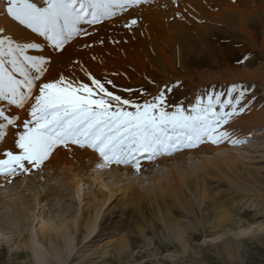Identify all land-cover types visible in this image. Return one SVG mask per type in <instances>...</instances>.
<instances>
[{
    "label": "bare ground",
    "instance_id": "1",
    "mask_svg": "<svg viewBox=\"0 0 264 264\" xmlns=\"http://www.w3.org/2000/svg\"><path fill=\"white\" fill-rule=\"evenodd\" d=\"M153 1L148 6H144L143 3V6H140L141 9L130 10L132 15L129 19H137V25L133 26L131 31L123 27L125 20L120 17L115 21L105 22L103 26L99 27V31L91 37H82L78 41H71V46L67 47L65 55L53 56L52 67L44 78L52 80L59 74H63L65 76L75 75L78 79L86 80L87 71L95 77L113 81L118 87L112 90L120 92L118 94L122 96H127L129 93L119 91V89H133L134 93H138L133 95V99L136 100H141V97L151 99L158 91L171 89L166 93L168 96V92H171L168 96L171 102L184 94L182 88L185 86L181 81L183 77L188 78L187 81H194L188 76L186 70L174 66L175 60H172V54L183 56L181 50L191 47L187 45L184 48L181 44L180 49V43L186 44L185 42L190 39H204L214 29H229L233 33L239 32L248 37L252 43H255L254 29H259L264 33V27L262 23H259V20L264 18V0ZM2 9L3 6L0 4V29L6 30V34L9 35H19L20 27L16 26L10 18L4 16ZM106 32L110 37L122 42L123 45L119 47L100 46V40ZM85 39L89 41L91 47H84ZM124 42H130L134 46H126ZM46 51L51 53L50 48ZM148 68L159 72L165 78L162 85L149 75ZM182 71H184L183 75ZM261 72H264V69ZM261 77L263 75L258 72L237 69H234L231 74L226 73L224 77L210 74L205 77L204 73H197V80L202 84L215 80L236 82L241 79L255 80ZM145 80L149 85H145ZM177 88L178 90H176ZM198 98H200L199 95L192 98V106ZM0 107L7 108V105L0 102ZM19 116L23 120L26 118V113L21 110ZM260 125H264V111L252 114L244 123L242 127H246L245 137H249L248 135L252 132L251 128L256 129ZM262 134L264 137V132L255 137H260ZM258 139L261 143L257 145V140L248 146H242L244 143L238 146L226 143L219 146L204 143L198 147L184 148L171 154H161L151 161L142 158L139 171L133 167L122 165L101 168L97 164V154L91 150L59 151L51 158L50 162H46L47 167L42 171L33 169L30 173L11 178V182L0 177V189L10 187L9 191L20 188L26 191L37 184L45 188L44 191H39L34 196H27L24 203H7L4 200L3 204L7 207L10 206L12 212L5 214L3 225L14 224L16 227H21L24 223V206L32 203L39 205L40 200H49L52 195L59 194V189L51 182L54 176H60L61 188L70 186L74 189L80 205H83L82 212L80 215H74L69 222L56 223L55 225L42 223L39 230L34 228L30 230L27 248L33 255L35 264H70L74 260H78L75 264H111L110 249H102L99 245L121 235L125 220H127L126 212L133 204L140 206L142 202L148 205H158L160 203L158 200H162L167 209L166 201L175 205L179 203L189 217L198 219V211L206 209V202L211 198L210 188L206 184V177L209 176L220 177L234 186L236 190L238 188L239 191H244L245 197L241 204L247 205V207H262L263 197L252 195L255 191H253V187L250 189L247 185L242 184L240 179L243 178L238 167L241 156L246 154V156H250L248 161H251L253 154L259 151L264 152L262 138ZM8 144H11L10 133L8 134ZM240 146L242 147L239 148ZM248 166L244 165L245 168H249ZM153 167L160 168L158 174L153 172L154 184L147 191L142 192L139 185L135 184L130 176L141 174L142 169H152ZM165 169L168 171L166 172ZM124 177L127 178L124 179ZM258 179L263 181L261 177ZM84 185L100 186V190L87 203L82 200L84 199L82 193ZM118 196H121L120 200L127 202L129 200L130 202L122 209L105 214L104 211H107L110 205L118 201ZM221 212L223 218H230L223 210ZM260 215L264 217V213ZM227 222L228 240L225 241L224 247L236 250L237 239L241 234L240 230L238 232L236 229H240L241 223L234 227V222ZM262 230L264 233L263 225L260 226V231L262 232ZM81 235L84 245L74 253L78 249ZM120 242L125 244L121 246L123 250L128 242L127 236L120 238Z\"/></svg>",
    "mask_w": 264,
    "mask_h": 264
},
{
    "label": "snow or ice",
    "instance_id": "2",
    "mask_svg": "<svg viewBox=\"0 0 264 264\" xmlns=\"http://www.w3.org/2000/svg\"><path fill=\"white\" fill-rule=\"evenodd\" d=\"M147 0H0L2 14L20 27L19 35L0 29V177L42 171L59 151L91 150L101 168L133 167L204 143H246L231 128L245 112L247 90L233 85L227 93L198 98L185 109H170L166 89L148 99H133L113 81L59 74L44 77L53 56H63L71 41L91 37L107 21L123 17V27L137 25L132 12ZM175 2V0H174ZM87 26V27H85ZM103 43V40H100ZM87 39L84 47H91ZM50 48L51 53L46 50ZM26 113L21 120L19 111ZM11 144H8V134Z\"/></svg>",
    "mask_w": 264,
    "mask_h": 264
},
{
    "label": "rangeland",
    "instance_id": "3",
    "mask_svg": "<svg viewBox=\"0 0 264 264\" xmlns=\"http://www.w3.org/2000/svg\"><path fill=\"white\" fill-rule=\"evenodd\" d=\"M151 1L154 2L153 0H147L148 4L146 2L142 4L148 6ZM0 4L3 6L2 3ZM140 6L136 9H141ZM259 21L264 27V18ZM254 32L256 33L255 43H252L245 35L239 32H230L229 29H214L204 39H190L185 42L186 44L180 43V49L181 44L184 48L187 45L191 47L181 50L183 56L172 54V60L176 62H174V66L186 70L188 76L194 81H187L188 78L183 77L181 81L185 87L182 88L183 91H179L184 94L171 101L169 110H173L178 104L185 109L191 108L192 98L197 95L206 101L209 95L223 94L222 99L227 100V93L233 85H237L247 90L246 110L235 119L231 128L235 129V132L237 131L236 134L240 139L247 138L248 142L242 146L251 145L254 140H257L256 145L261 143L258 138H262L264 144L263 134L260 137H255L257 134L260 135L264 132V125H260L256 129L251 128L252 132L248 135L249 137H245L246 127H242L252 114L264 111V72H261L264 69V33L259 29H254ZM108 34V32L104 34L101 39L103 43H99L100 46L119 47L123 45L122 42L110 37ZM124 44L134 46L130 42H124ZM234 69L255 71L262 74L263 77L255 80L241 79L236 82L215 80L214 83L208 81L204 84L197 80V73L199 72L204 73L205 77L209 74L224 77L226 73H233ZM148 73L160 85L165 81V78L159 72L151 68H148ZM181 74L183 75L184 71ZM144 83L149 85L146 80ZM170 93L168 92V96ZM240 123L243 125L241 126ZM226 144L231 145L230 143ZM241 157L238 161V167L243 179H240V181L250 189L253 187L252 189L256 193L254 191L252 195L263 197L262 207H247V205L241 204L245 197L244 191H239L238 188L236 190L234 186L226 180L220 179V177L212 178L208 176L206 177V184L210 188L211 198L206 202V209L201 212L198 211V219L189 217L179 203L175 205L166 201L168 204L167 209L162 200H158V202L163 204L159 203L158 205H148L142 202L140 206L133 204L126 212L127 220H125L121 235L113 240H106L99 245L102 249H110V263L264 264V233L263 230L260 231V226H264V217L260 215L264 213V152L259 151L253 154L251 161H248L250 156H246V154ZM244 165H249V168H245ZM159 170L158 167L145 168L142 169L141 174L131 175L130 179L139 185L142 192H145L154 184L152 180L153 172L158 174ZM165 171L168 170L165 169ZM258 177H261L263 181H260ZM126 178L124 177V179ZM126 183L127 180L124 184L126 185ZM51 184L59 189V194L52 195L49 200H40L39 205H36L37 203L25 205L24 223L21 227H16L14 224H10V226L3 225L5 216L12 212V208L5 206L3 201L5 200L7 203H24L27 196H34L39 191H44L45 188L37 184L26 191L21 188L9 191L10 187L0 189V264H35L33 255L27 248L30 230L33 228L39 230L42 223L55 225L56 223L69 222L74 215L81 214L83 205H80L74 189L70 186L61 188V178L57 175L53 177ZM83 188L84 199L82 200H84V203L90 202L92 196L100 190L99 185H84ZM120 199L121 196H118V201L110 205L104 213L109 214L112 211L122 209L130 202L129 200L127 202ZM222 210L230 218H223ZM227 221L234 222V227L241 223L240 229H236L238 232L240 230L241 233L237 239L236 250L224 247L225 241L228 240ZM97 232L99 233V230ZM124 236H127L128 242L122 250L121 246L125 244L120 242V238ZM82 237L81 235L80 244L78 243V249L74 253L83 247ZM76 262L78 260H74L70 264Z\"/></svg>",
    "mask_w": 264,
    "mask_h": 264
}]
</instances>
